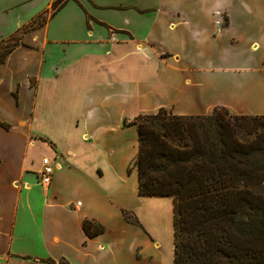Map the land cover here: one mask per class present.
Instances as JSON below:
<instances>
[{"label": "crops", "instance_id": "0c3cea01", "mask_svg": "<svg viewBox=\"0 0 264 264\" xmlns=\"http://www.w3.org/2000/svg\"><path fill=\"white\" fill-rule=\"evenodd\" d=\"M57 1L0 0L18 27L0 43L21 33L0 63V264H174V201L139 195L134 120L264 116V0H63L22 34Z\"/></svg>", "mask_w": 264, "mask_h": 264}, {"label": "trees", "instance_id": "16d2710c", "mask_svg": "<svg viewBox=\"0 0 264 264\" xmlns=\"http://www.w3.org/2000/svg\"><path fill=\"white\" fill-rule=\"evenodd\" d=\"M46 21L36 18L22 34ZM18 40L0 43V63ZM134 124L139 195L174 201V264H264V116L216 108L181 117L162 109ZM84 230L92 238L104 229L86 221Z\"/></svg>", "mask_w": 264, "mask_h": 264}, {"label": "rangeland", "instance_id": "374dc122", "mask_svg": "<svg viewBox=\"0 0 264 264\" xmlns=\"http://www.w3.org/2000/svg\"><path fill=\"white\" fill-rule=\"evenodd\" d=\"M112 2L115 4V5H122V6H124V7H126V6H128L129 4L128 3H130V1L129 0H112ZM132 3H135V0H132ZM58 6H59V4H57V6H56V8H53L52 9V11H50V12H47V14H44V15H42V17H43V19L46 21L48 18H50V16H51V14L54 12V10L55 9H57L58 8ZM129 9V8H128ZM41 22V21H40ZM119 24H123V23H121V22H118ZM117 24V23H116ZM118 25V24H117ZM29 26V25H28ZM27 26V27H28ZM17 25H16V23L15 22H6L5 24H3L2 25V27H0V37L1 36H5V35H8V34H11L12 32H14L15 30H17ZM15 36L17 37V38H19L20 39V41L16 38L15 40H11V39H9V41L11 42V44H14V43H16L17 41L16 40H18L19 41V43H21V33L20 34H15ZM0 40H1V38H0ZM8 41V40H7ZM1 75V74H0Z\"/></svg>", "mask_w": 264, "mask_h": 264}, {"label": "built area", "instance_id": "2783aa9c", "mask_svg": "<svg viewBox=\"0 0 264 264\" xmlns=\"http://www.w3.org/2000/svg\"><path fill=\"white\" fill-rule=\"evenodd\" d=\"M56 167H57L56 164H54L48 158L43 159V167L39 173V181L43 186L45 187L50 186Z\"/></svg>", "mask_w": 264, "mask_h": 264}]
</instances>
